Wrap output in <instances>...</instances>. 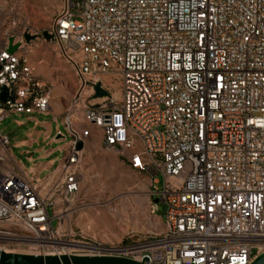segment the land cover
<instances>
[{"label":"built area","instance_id":"2783aa9c","mask_svg":"<svg viewBox=\"0 0 264 264\" xmlns=\"http://www.w3.org/2000/svg\"><path fill=\"white\" fill-rule=\"evenodd\" d=\"M37 42L57 44L77 79L61 120L71 138L54 170L35 176L0 134V250L144 264H250L264 253V0H63L48 28L0 39V122L53 115L29 58ZM97 82L119 98L90 103ZM91 128L148 180L150 213L164 206L159 232L98 243L59 229L84 207L74 146Z\"/></svg>","mask_w":264,"mask_h":264},{"label":"rangeland","instance_id":"374dc122","mask_svg":"<svg viewBox=\"0 0 264 264\" xmlns=\"http://www.w3.org/2000/svg\"><path fill=\"white\" fill-rule=\"evenodd\" d=\"M62 4L63 0H0V39L24 28L35 32L48 28ZM73 10L79 14L78 9ZM74 20L80 21V18L75 16ZM29 58L34 63L39 80L51 91V112L57 117L55 120L52 114L19 113L11 114L0 122V134L7 136L12 156L26 169L30 168L31 162L24 154L25 150L37 158L44 150L52 149L50 157L56 159V164L65 155V149L58 146H64L71 136L61 120L66 116L65 108L78 85L70 64L61 56L54 42H37L32 46ZM102 87L112 95L117 91L107 82ZM97 99L90 97L88 101L100 102ZM35 119L50 121L54 128H59L65 139L52 143L43 140L42 135L32 132ZM91 129L92 138L85 142L86 149L82 152L79 168L82 181L78 200L84 202V207L64 221L61 229L71 226L76 233L73 237L75 241L98 243L124 241L129 234L142 237L147 233L159 232L162 229L163 204H158L155 214L150 213L148 190L143 187V177L127 168L115 150L103 146L99 130ZM30 136L35 141L32 145L19 144ZM88 149L91 154L86 161ZM157 178L160 187L161 177ZM52 225H56L55 220Z\"/></svg>","mask_w":264,"mask_h":264},{"label":"water","instance_id":"95a60500","mask_svg":"<svg viewBox=\"0 0 264 264\" xmlns=\"http://www.w3.org/2000/svg\"><path fill=\"white\" fill-rule=\"evenodd\" d=\"M46 40H50L52 36L47 32H42ZM26 41L33 39V36L25 34ZM17 45H12V38H9L8 51L14 52ZM94 91L96 97L107 96L108 92L101 86L100 82L95 83ZM6 97L5 89H2L0 98L4 100ZM57 137H62L58 134ZM83 144L76 142L74 148L82 149ZM156 201V200H155ZM0 264H144L128 258L110 255H33L25 253L4 252L0 250ZM250 264H264V253L259 254Z\"/></svg>","mask_w":264,"mask_h":264},{"label":"crops","instance_id":"0c3cea01","mask_svg":"<svg viewBox=\"0 0 264 264\" xmlns=\"http://www.w3.org/2000/svg\"><path fill=\"white\" fill-rule=\"evenodd\" d=\"M34 124L35 127L32 132H35V134H37L38 136L42 135L43 140L49 141V143L58 142L61 140L59 139V137H57L58 136L57 132H61V131L57 126H55L54 128L50 121H40L38 119H35ZM34 142H35L34 138L30 136L28 139L22 140L19 144H28L30 146ZM67 147H68L67 142L64 144V146H58L59 149H65V151L67 150ZM51 153H52V149L44 150L42 154L38 155V157L35 158L31 155V153L28 150H25L24 154H26L27 159L31 162V166L27 170L35 176H43L53 171L56 166V159L50 157ZM142 182L144 189L148 190L149 189L148 180L146 178H142Z\"/></svg>","mask_w":264,"mask_h":264},{"label":"bare ground","instance_id":"6f19581e","mask_svg":"<svg viewBox=\"0 0 264 264\" xmlns=\"http://www.w3.org/2000/svg\"><path fill=\"white\" fill-rule=\"evenodd\" d=\"M113 97H115V98H119V92H118V91H115V92L113 93ZM103 98H104V97H101V98H98L97 100L101 101V100H103ZM85 149H86V144H84V147L82 148V152L85 151ZM89 149H90V148H89ZM89 149L87 150L86 161H88L89 158H90V154H91V152H90ZM62 227H63V225L60 226L59 229H61ZM64 243H66V242H64ZM66 244H68V243H66Z\"/></svg>","mask_w":264,"mask_h":264}]
</instances>
